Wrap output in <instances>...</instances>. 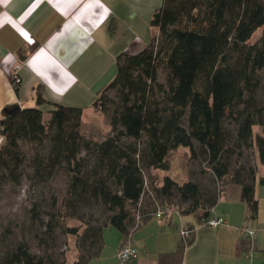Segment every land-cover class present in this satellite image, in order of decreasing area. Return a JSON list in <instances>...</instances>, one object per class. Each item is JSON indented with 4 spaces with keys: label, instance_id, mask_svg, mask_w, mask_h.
I'll return each mask as SVG.
<instances>
[{
    "label": "trees",
    "instance_id": "obj_1",
    "mask_svg": "<svg viewBox=\"0 0 264 264\" xmlns=\"http://www.w3.org/2000/svg\"><path fill=\"white\" fill-rule=\"evenodd\" d=\"M150 26L145 47L119 54L114 78L99 91L94 106L110 126L101 140L80 132V107L54 104L45 121L38 106L3 111L0 191L24 181L37 190L26 233L38 252L25 234L17 238L0 222V264H64L57 231L74 237L71 264H88L99 255L105 227L127 236L159 208L206 222L227 183L241 186L249 216H256L257 168L240 158L241 149L253 148L264 167V102L257 95L263 86L264 0H162ZM257 29L260 38L250 43ZM42 100L38 94L37 104ZM254 126L262 132L253 134ZM195 145L213 191L169 175L145 189V172L168 171V155L178 147L196 156ZM58 174L64 176L59 194L51 187ZM173 197L179 206L170 210ZM156 201L161 205L148 207ZM189 236L160 264H181Z\"/></svg>",
    "mask_w": 264,
    "mask_h": 264
},
{
    "label": "crops",
    "instance_id": "obj_2",
    "mask_svg": "<svg viewBox=\"0 0 264 264\" xmlns=\"http://www.w3.org/2000/svg\"><path fill=\"white\" fill-rule=\"evenodd\" d=\"M159 4V0H0V118L13 107L38 106L44 121L54 104L80 107L89 90L98 86L99 92L114 78L119 54L145 47ZM16 62L20 82L13 86L10 75ZM80 108L79 130L84 136L98 139L109 132L100 111L94 107L91 120ZM100 124L103 128L98 129ZM262 176L264 167L258 165L254 218L241 199V186L227 183L211 208L212 216L224 219L222 224L211 227L194 215L183 221L171 214L147 219L127 236L107 226L99 255L88 264H117V251L126 243L137 249L133 264H160V257L174 252L183 240L180 227L191 230L181 264H264ZM244 225L255 230L252 241L243 236Z\"/></svg>",
    "mask_w": 264,
    "mask_h": 264
},
{
    "label": "rangeland",
    "instance_id": "obj_3",
    "mask_svg": "<svg viewBox=\"0 0 264 264\" xmlns=\"http://www.w3.org/2000/svg\"><path fill=\"white\" fill-rule=\"evenodd\" d=\"M159 5L161 2L159 0ZM261 35V29H257L250 38V43L256 42ZM260 77L262 78L263 86L258 90V98L264 102V70L260 73ZM97 87L94 86L91 90L86 94L85 99L81 102L82 108L86 110V117L91 120L93 117L90 115L93 110L100 111L99 108L94 106V103L100 96V92H97ZM105 95H108L112 99L114 98V93L111 90L106 91ZM96 109H95V108ZM102 113V112H101ZM104 115V114H103ZM94 120V119H93ZM229 122V121H228ZM229 124V128H232L233 125ZM97 128H103L102 125H97ZM96 131V130H95ZM253 134L258 132H262V127L254 126L252 128ZM109 132L104 133L102 138L106 137ZM99 137L94 138L93 136H89V138L94 140H101ZM3 142V138L0 135V144ZM196 156H191L188 149L184 147H178L173 149L169 155L168 160L170 163V169L168 171L161 170H149L145 172V189L150 188V186H159L162 182V179L165 175L171 176L177 182H182L184 180H192L198 181L202 184L204 193H209L216 188L214 185L211 173L209 169L206 167L205 162L202 157L198 154V146L195 145ZM241 158L240 161L247 164H254L255 167H258V160L256 157V153L253 148L250 149H241ZM64 176L62 174H58L53 181L51 182V187L54 189L53 191L59 192L63 188ZM37 190L35 188H31L27 181L22 182L20 186H12L5 185L3 189L0 191V222L3 225H10L13 231L15 232L17 238H20L23 234L28 238L31 245V250L33 252H38V248L36 242L32 239L31 235H28L26 232L29 230V220L27 219V209L30 206V203L37 198ZM48 194V193H47ZM161 203L156 201L151 204L150 208L160 206ZM179 203L176 197L170 199V210L171 208H176ZM97 217V213H94ZM183 218V221L186 220L185 216H180ZM69 223L71 225H78L79 222L75 220H70ZM57 239V245L59 250H63L65 252V263L71 264L75 259L76 249L74 247V237L70 235H63L59 231H57L55 235Z\"/></svg>",
    "mask_w": 264,
    "mask_h": 264
},
{
    "label": "built area",
    "instance_id": "obj_4",
    "mask_svg": "<svg viewBox=\"0 0 264 264\" xmlns=\"http://www.w3.org/2000/svg\"><path fill=\"white\" fill-rule=\"evenodd\" d=\"M19 67V63L16 62L11 69V84L13 86H16L20 82V77L17 74V70ZM169 215V211H163L160 208L156 211L154 214V217L157 219H161L163 217H167ZM224 222V219L222 217L212 216L209 218L205 224L211 227H216L219 224H222ZM243 233V236L248 238L249 240H253L255 236V230L253 228H250L246 225L242 226L240 229ZM179 233L183 240L187 237V235L190 233V230L187 228L180 227ZM117 264H133L134 260L137 257V249L130 243L124 244L118 251H117Z\"/></svg>",
    "mask_w": 264,
    "mask_h": 264
}]
</instances>
